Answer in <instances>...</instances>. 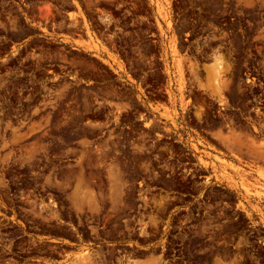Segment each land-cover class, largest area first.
<instances>
[{
    "label": "rangeland",
    "instance_id": "1",
    "mask_svg": "<svg viewBox=\"0 0 264 264\" xmlns=\"http://www.w3.org/2000/svg\"><path fill=\"white\" fill-rule=\"evenodd\" d=\"M146 256L264 264V0H0V264Z\"/></svg>",
    "mask_w": 264,
    "mask_h": 264
},
{
    "label": "crops",
    "instance_id": "2",
    "mask_svg": "<svg viewBox=\"0 0 264 264\" xmlns=\"http://www.w3.org/2000/svg\"><path fill=\"white\" fill-rule=\"evenodd\" d=\"M61 245H57L56 247H59V248H64L65 250L66 249H71L72 251V253H78V252H74L73 251V249H78L77 247H81V248H79V249H89V248H94V247H89V246H83L82 244H79V243H71L70 244V247L68 246V245H65V244H63V243H60ZM78 245L77 247H74L73 245ZM144 249H147V248H144ZM152 260H153V258H152V256H146V257H144L143 259H141L140 260V264H151L152 263Z\"/></svg>",
    "mask_w": 264,
    "mask_h": 264
},
{
    "label": "flooded vegetation",
    "instance_id": "3",
    "mask_svg": "<svg viewBox=\"0 0 264 264\" xmlns=\"http://www.w3.org/2000/svg\"><path fill=\"white\" fill-rule=\"evenodd\" d=\"M69 247H70V246H69ZM55 248H59V247H56V246H55ZM59 255H60V254H59Z\"/></svg>",
    "mask_w": 264,
    "mask_h": 264
}]
</instances>
